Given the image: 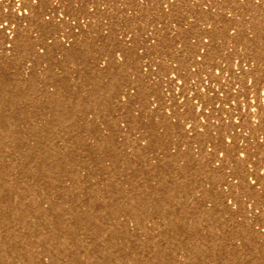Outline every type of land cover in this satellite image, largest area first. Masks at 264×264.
<instances>
[{"label": "rangeland", "instance_id": "obj_1", "mask_svg": "<svg viewBox=\"0 0 264 264\" xmlns=\"http://www.w3.org/2000/svg\"><path fill=\"white\" fill-rule=\"evenodd\" d=\"M57 4L85 18L73 15L62 0ZM21 81L0 88V264H243L226 252L230 242L221 246L201 233L198 219L182 223L185 205L174 199L176 191L162 181L157 188L144 185L151 181L137 170L124 177L116 152L124 157L122 142L112 136L110 147L106 130L87 126L92 118L107 119L106 102H82V91L61 94L65 102L57 94L53 102H41V92L27 90ZM31 82L40 85L39 75ZM102 97L104 91L90 93L95 101ZM95 107L102 113L93 114ZM193 205L187 211L216 215L202 202Z\"/></svg>", "mask_w": 264, "mask_h": 264}, {"label": "bare ground", "instance_id": "obj_2", "mask_svg": "<svg viewBox=\"0 0 264 264\" xmlns=\"http://www.w3.org/2000/svg\"><path fill=\"white\" fill-rule=\"evenodd\" d=\"M62 1L69 6L73 15L81 13L85 18L74 17L66 13L64 11L66 7H59L57 0H28L30 5H37L33 8L31 15L26 14L22 10L21 3L18 0H0V5L6 7L4 11L0 8V43L6 42L8 44L5 52H1L0 49V88L9 89L10 86L15 85V81L19 77L22 80L19 85L27 90L41 92V102H53L51 97L54 94H57L58 102H62L64 98L61 94L64 93L65 95L66 91H68L66 92L67 97L75 96L82 91V102H106L105 114L108 116L107 119H102L101 117L92 118L93 124H87V126L96 130L93 125L97 124L99 129H101L100 131L106 130L105 135H107L106 138L108 140L106 143L110 147H112L111 143L113 142L112 136H115L117 141L122 142L124 157L118 151L116 152L121 155L122 159V163L118 166L121 169L123 168L122 170L124 171L128 169L133 173L135 172L133 167L136 165H138L136 167H139L138 153H143L145 159L142 162H146L150 169L168 172H170L169 170L180 171L174 155L166 169L161 165L159 166L165 159V155L162 153L166 151L163 150L166 149L168 151V146L173 147L170 139L175 131L174 128L179 126L184 128L181 122L173 119L169 122L162 118L158 123L148 126L145 135L146 141L142 144H136V147L140 150L136 155H128L130 152L125 151L127 143L124 139L129 144H132L139 137L137 130V133L132 135L135 139L131 138L126 133L127 126L134 129L142 126L141 123H137L139 121L138 117L136 121L131 118L133 115L132 110L144 102H148L147 107L152 110L154 106L152 100H154L156 94L155 90L164 98L176 99L178 98L177 95L182 93L181 88H187L185 92L186 98H193V105L200 102V105L196 107V111L200 113L205 110L204 120H207L214 110L218 112L223 110L224 107L221 108V106L211 108V104L208 102L209 99H213L214 102H224L222 99L216 98L220 89L223 90L222 92H228L230 96L231 94L236 95L238 100L239 97L247 99L246 95L253 79L251 77L244 79L243 75H241L236 83L232 82V80H228L229 82L222 81L225 84H218L217 91L216 85L208 82V78L206 80L203 79L204 81L196 78L197 74L188 68L194 66L195 53L200 52L201 48L202 51L199 53L201 59L205 55H211L212 57L224 56L227 64L229 62L228 59L237 58L234 65L240 70L246 67L252 68V61L257 59L264 60V0H259L256 6L251 4L249 0H205L204 4L207 6L211 5L212 8L217 10L215 12L207 11V8L204 10L205 12H202L198 5L195 8L190 7L191 4H198L200 0ZM143 3L145 9L142 8ZM50 4L53 5L51 12L42 16V6L49 7ZM86 4L88 9L85 7ZM223 9H225V12H222ZM172 17H177L178 19L173 21ZM205 17H207V20ZM170 18L171 20L168 21ZM16 20L27 22L32 29V33L35 32L36 35L19 28L15 24ZM162 23H169L173 27L180 28L182 31L178 35L184 39L189 38V49L179 50L181 54L180 66H174L171 61L173 54L170 52L177 48L179 42L171 40L172 35L164 37L166 32L159 28ZM230 24H233L234 27L228 28ZM238 27L245 31V34L246 32H251L250 34L247 33L244 42H240L242 34L239 36L235 33V29ZM68 31L80 34L79 39L69 43L66 48H62L57 41L45 42L47 36L56 38ZM225 31L228 36L227 39L223 35ZM255 31L257 32L253 34ZM82 39L83 41L80 45ZM89 50L93 51V55L89 54ZM156 53H165L168 60L163 62L161 57L155 55ZM118 55L125 57L122 62L115 59L114 56L118 57ZM85 56H88L86 64H84V61H86ZM100 58L105 59L102 66L97 64ZM210 62L214 63V58ZM213 65L218 66V64ZM219 66L221 69L220 73H228L230 71L227 70V66L224 63L223 66L221 64ZM176 72L181 75L178 83V88L180 89H176L174 86L165 87V83L171 79V74ZM209 72L210 70L203 74H208ZM35 75H39L41 79V83L38 86L31 82ZM226 78L228 79L229 76H226ZM94 90L104 91V97L99 101L90 98V93ZM43 93L47 94V98L44 97ZM37 95L39 96V94ZM206 96L209 97L205 98ZM169 101L171 100L169 99ZM72 102L75 101L73 100ZM112 113L124 114L123 117L133 123L120 126L119 123L125 122L124 118H120V121L115 119V121V116L111 115ZM181 120H183L182 117ZM236 131L242 132L241 128H237ZM178 133L181 135L180 131ZM187 135V133L184 134L183 138L180 139L184 141L185 148L188 147L186 142ZM239 136L242 137L243 132ZM247 141H243L242 146ZM214 142L219 145L217 140ZM251 146L252 144H250ZM223 148H225V151H220L218 154L213 153L209 155L211 160H202L201 163L210 166L234 154L239 155L240 163L245 165L248 162L255 164L258 159H264V152L258 156V159H252L254 154H251L249 149L241 153L232 148L231 142L230 144L225 142ZM150 149L156 151L152 153ZM183 153H188L189 157L194 161H200V159L192 156L189 150ZM127 156H132L129 157L128 162L126 161ZM183 158L180 157L179 159ZM108 161L106 160L104 167L107 166ZM247 167L248 171H246ZM247 167L244 168L243 174L249 175L248 172L251 171L250 167ZM144 179L151 181L146 182L144 185H154L157 188V185L160 184L159 181L152 179V176L149 178V175ZM161 191L163 194V190ZM174 195L176 196V194ZM168 197L171 198L170 196ZM174 199L179 200L181 197L177 196ZM146 200L148 201V199ZM181 200L183 203V198ZM205 206L215 208L213 214L216 212V215L214 217L223 220V222L233 220V214L239 213L238 209L232 204L230 205L229 201L219 203L214 199L205 204ZM250 211L249 218L256 220L254 210Z\"/></svg>", "mask_w": 264, "mask_h": 264}, {"label": "built area", "instance_id": "obj_3", "mask_svg": "<svg viewBox=\"0 0 264 264\" xmlns=\"http://www.w3.org/2000/svg\"><path fill=\"white\" fill-rule=\"evenodd\" d=\"M18 1L21 3L22 10L28 15H31L33 8L37 6L30 5L28 0ZM204 2L205 0H200L198 4H191L190 7L195 8L198 5V8L202 12H205L204 10L206 8L207 11H217L212 8L211 5H205ZM249 2L256 6L259 0H249ZM0 8L3 11L6 9L5 6L1 5ZM142 8L145 9L144 3L142 4ZM50 12L48 7L43 10L42 6V16L48 15ZM222 12H225V9H223ZM205 18L207 20V17ZM177 19V17H172L173 21ZM170 20L171 18L168 19V21ZM15 24L25 32L32 33V29L27 22L16 20ZM156 27L158 28V26ZM233 27V24L228 25V28ZM159 28L162 29L163 32H166L164 37L172 35L171 40L179 42L177 48L170 52L173 54L171 61L174 63V66H180L179 60L181 54L179 50L184 51L186 48L189 49V38H181L178 33L182 30L173 27L169 23H162L159 25ZM256 32L257 31L253 32V34ZM235 33L239 36L242 34L240 42H244L247 33L250 34L251 32H246L245 34V31H242V29L238 27L235 29ZM32 34L36 35L35 32ZM79 34L80 33L68 31L56 38L47 36L45 42L51 43L57 41L62 48H66L69 43L79 39ZM223 35L225 39L228 38L226 31L223 32ZM82 41L83 39L80 41V45ZM7 45L6 42L0 43L1 52L6 51ZM201 51L202 48L200 52ZM89 52V54L93 55V51L89 50ZM200 52L195 53L196 55L193 54L195 55L194 66L188 68L197 74L196 78L201 80H206L208 78V82L216 85L217 91L218 84H225V82L222 81L232 80V82L236 83L239 81L241 75H243L244 79L251 77L253 79L246 95L247 99L239 97L238 100L236 95L231 94L230 96L228 92H222L223 90L220 89L216 98H220L224 102H214L213 99H209L208 102H210L211 108L221 106V108L224 107L223 110L219 112L214 110L210 117L204 120L205 110L200 113L196 111V107L200 105V102L193 105V98H186L185 92L187 88H181L182 93L177 95L178 98L176 99L164 98L155 90L156 94L154 100H152L154 102L152 110L147 107L148 102H144L142 105L135 107V110H132L133 115L131 118L136 121L138 117L139 121H137V123H141L142 126L136 129L127 126L126 133L131 138H133L132 135L137 133V130L139 137L137 139L133 138L135 142L133 141L132 144H129L124 139L127 143V149L125 151L130 152L128 155H136L137 152L140 151L139 148L136 147V144H142L146 141L145 135L148 126L158 123L162 118H165L169 122H171V119L181 122L184 128L181 126L174 128L175 131L170 139L173 147L168 146V151L162 149L166 151L162 153L165 155V159L159 164V166L161 165L166 169L170 165V160L174 155L180 167V171L170 172L162 177L156 174L154 169H150V166L146 162H142V160L145 159L143 153L137 154L140 163L139 167H136L138 165L133 167L134 170L139 171V177L143 179L150 173L152 179L159 182L162 181L167 190L172 192L176 191L177 194H179L178 196L183 198L185 210L182 214L184 216L182 223L183 221L184 223H189L190 221L192 223L194 219H198L199 225L197 227H200L201 233L219 239L221 246H224L227 242L232 244V247H230L231 250L226 251L231 258H235L243 264H264V159H258V156L264 152V60L257 59L256 61H252V68L246 67L240 70L234 65L237 58L228 59L229 62L226 64L224 56L212 57L211 55H205L203 60L199 56ZM155 55L161 57L163 62L168 60L165 53H156ZM114 57L121 62L125 58L122 55ZM213 58L214 63L210 62ZM104 62L105 59L100 58L97 64L102 66ZM223 63L227 66V70H230L228 73L219 72L221 70L219 64L223 66ZM231 63H233V65H231ZM213 64H218V66L216 67ZM243 64L245 65L244 62ZM209 70L210 72L208 74H203ZM200 74L202 75L199 76ZM226 76H229V78L227 79ZM180 77L181 75L177 72L171 74V79L165 83V87L174 86L176 89H180L178 88ZM208 97L209 96H206L205 98ZM169 99L171 101H169ZM73 106L76 107L75 102H73ZM83 108L84 107L80 105L77 107L79 111L83 110ZM95 109L98 112L93 110L94 114L102 113L97 107H95ZM163 112L166 113L163 114ZM111 115H114V120L117 119V121H120V118H124L125 122L119 123L120 126L133 123L123 117L124 114L112 113ZM181 117L183 120H181ZM237 128H241L243 132L242 137L239 136L242 132L236 131ZM178 131L181 132V135H179ZM186 133L188 134L186 137V142L188 144L187 148L184 147V141L180 140ZM215 140L219 142V145H216L214 142ZM245 140L248 141L242 146ZM225 142H229V144L231 142L232 148L241 153L249 149V152L254 154L252 159H258V162L255 164L251 162H248L246 165L243 163L241 164L240 156L234 154L210 166L201 163L202 160H211L209 155L225 151V148H223ZM250 144H252L251 147ZM186 150H189L192 156L200 159V161H194L189 157L188 153H183ZM150 151L154 153L156 150L150 149ZM158 154L160 155V153ZM180 157L184 158L179 159ZM247 166L250 167L251 171L248 172L249 175L243 174V170ZM246 171H248V167ZM131 174L132 173L128 169L124 171V177H130ZM249 194L251 195L249 196ZM214 199L219 203L229 201L230 205L232 204L238 209L239 213L233 214V221L231 223L212 220L214 215H197L187 211L193 204L202 202L203 205H205ZM252 209L254 210L256 220L249 218L250 210ZM225 218L227 217L225 216ZM235 230L239 231L237 236L234 233Z\"/></svg>", "mask_w": 264, "mask_h": 264}]
</instances>
